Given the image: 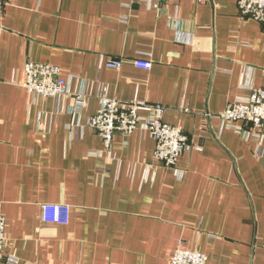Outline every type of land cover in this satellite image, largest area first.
I'll use <instances>...</instances> for the list:
<instances>
[{
    "label": "crops",
    "instance_id": "0c3cea01",
    "mask_svg": "<svg viewBox=\"0 0 264 264\" xmlns=\"http://www.w3.org/2000/svg\"><path fill=\"white\" fill-rule=\"evenodd\" d=\"M27 60L58 66L82 104L31 95ZM263 86L264 22L237 0H3L4 253L16 264H170L182 242L206 264H264V127L259 141L219 118ZM101 94L162 104L199 149L163 166L140 128L107 149L87 124ZM46 203L67 204L68 222H44Z\"/></svg>",
    "mask_w": 264,
    "mask_h": 264
},
{
    "label": "built area",
    "instance_id": "2783aa9c",
    "mask_svg": "<svg viewBox=\"0 0 264 264\" xmlns=\"http://www.w3.org/2000/svg\"><path fill=\"white\" fill-rule=\"evenodd\" d=\"M153 8L168 0H141ZM3 0H0V6ZM241 14L264 22V0H237ZM134 66L149 69L151 62L144 59L133 61ZM108 68L120 69L122 62L119 59H108L105 63ZM25 80L23 86L33 96L60 98L74 95L76 104L81 105L84 95L80 92H71L70 79L64 78L58 66L50 63L27 60L24 64ZM99 108L88 119V126L102 139L108 149L115 132L129 135L140 128L149 133L154 140L153 158L163 166H174L178 157L185 152L199 149L194 146L179 125H171L163 121L165 108L162 104H148L138 99L122 102L106 94L98 96ZM142 112V113H141ZM221 121L238 133L261 140L264 127V86L250 87L244 95H238L219 114ZM241 121L250 123L252 128L236 125ZM70 207L63 203H46L41 206V219L44 222L65 224L69 219ZM5 220L0 213V264H16L17 259L4 253ZM170 264H206L207 255L187 249L179 242L169 259Z\"/></svg>",
    "mask_w": 264,
    "mask_h": 264
}]
</instances>
